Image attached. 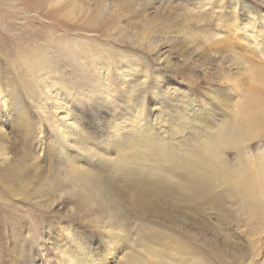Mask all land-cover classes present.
I'll use <instances>...</instances> for the list:
<instances>
[{"label": "bare ground", "instance_id": "6f19581e", "mask_svg": "<svg viewBox=\"0 0 264 264\" xmlns=\"http://www.w3.org/2000/svg\"><path fill=\"white\" fill-rule=\"evenodd\" d=\"M3 4L10 18L15 3L0 0ZM261 20L258 24L250 17L243 24L241 41L248 49L264 46V14ZM233 25L240 35L241 26ZM90 41V49L81 40L44 46L23 66L27 82L39 92L44 87L56 91L42 93V119L51 123L59 147L56 162L63 183L72 185L74 204L98 228H72L65 249L54 252L60 263L225 264L207 260L192 240L206 233L208 210H221L225 198L241 197L246 216L257 218L254 207L264 198V153L252 167L242 158L250 143L264 139V93L251 86L232 119L224 117L234 96L228 87L211 85L179 95L159 90L153 96L156 116L150 120L148 69L110 57L98 41ZM87 64L91 69L85 71ZM231 71L217 80L238 85ZM0 76L10 92L17 89L14 80ZM152 78L157 88L166 83L163 72L154 71ZM108 120L114 141H93L94 127ZM188 129L193 133L186 134ZM178 137L186 139L179 142ZM229 151L240 155L233 174L223 162ZM130 195L137 199L134 207Z\"/></svg>", "mask_w": 264, "mask_h": 264}, {"label": "rangeland", "instance_id": "374dc122", "mask_svg": "<svg viewBox=\"0 0 264 264\" xmlns=\"http://www.w3.org/2000/svg\"><path fill=\"white\" fill-rule=\"evenodd\" d=\"M12 1L15 9L10 18L4 14L7 5L0 7V74L18 86L10 92L0 76V264H44L45 259H50L49 264H61L54 252L65 249L72 228L98 231L93 222H88L89 214L74 204L72 185L63 183L56 162L59 147L51 123L40 108L42 93L56 91L51 86L39 92L26 80L23 66L37 50L78 40L90 49V40H95L110 57H124L145 66L150 82L146 95L150 120L156 116L153 96L159 90L169 89L179 95L203 91L211 85L228 87L234 96L224 117L232 119H236L238 106L251 86L264 93V46L248 49L241 41L247 18L261 24L264 0ZM233 23L241 26L238 36ZM233 57L238 59L234 61ZM89 69L87 64L84 70ZM154 71L166 77L160 88L152 78ZM229 71L239 80L238 85L217 80L220 73ZM111 124L108 120L101 128L94 127L90 138L113 142ZM192 130H185L186 134ZM262 140L246 147L242 159L246 164L250 161L251 167L264 153ZM239 157L231 151L223 157L232 174ZM129 201L132 207L137 203L133 195ZM244 206L238 196L236 200L225 198L221 210H208L206 233L192 240L207 260L264 264V198L254 207V220L246 216Z\"/></svg>", "mask_w": 264, "mask_h": 264}]
</instances>
